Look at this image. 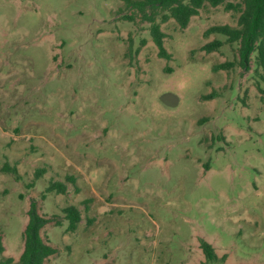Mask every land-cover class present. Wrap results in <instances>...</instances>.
Returning <instances> with one entry per match:
<instances>
[{"label":"rangeland","instance_id":"1","mask_svg":"<svg viewBox=\"0 0 264 264\" xmlns=\"http://www.w3.org/2000/svg\"><path fill=\"white\" fill-rule=\"evenodd\" d=\"M236 17L205 5L184 30L161 24L165 59L121 0H0L3 257L21 255L34 201L56 250L45 264H200L199 239L226 256L205 264H264V84L253 56L215 71L238 44L202 36ZM67 175L78 191L41 197ZM67 205L81 212L73 233Z\"/></svg>","mask_w":264,"mask_h":264},{"label":"trees","instance_id":"2","mask_svg":"<svg viewBox=\"0 0 264 264\" xmlns=\"http://www.w3.org/2000/svg\"><path fill=\"white\" fill-rule=\"evenodd\" d=\"M125 7L135 10L140 20L149 23V34L152 42L157 48V55L160 58L170 59L171 55L165 50L163 41L166 38L160 25L172 19L179 29L184 30L192 17L199 14V11L208 5L212 8L223 7L225 12L237 14L236 26L215 25L207 28L202 36L207 38L212 34H219L225 37L226 44L237 43V62H223L213 67L215 71L229 70L236 64L243 70L248 71L253 56L254 73L264 84V0H121ZM126 20L133 21V17L126 16ZM159 19V22H156ZM143 43V42H142ZM223 42L212 40L201 47V51L209 54L217 52ZM261 94L264 88L258 87ZM216 97V92L204 96L205 100ZM263 100V99H262ZM1 172L13 176L18 181L21 176L16 165H9L7 162L1 167ZM46 173L45 168H38L34 171V179H40ZM70 184L75 191H78L74 176L67 175L64 181L51 180L48 182L41 197L45 194L54 193L64 195L67 193V185ZM32 187L33 184H28ZM87 203L84 201L83 204ZM87 209V206L85 207ZM64 220L67 222L66 233L76 231L81 222V212L74 205H67L62 208ZM28 220L23 231V250L17 261L13 258L2 256L4 247L0 238V264H45V261L56 254V250L48 245L41 237L40 231L48 222L42 218L36 209L34 201L30 202L27 211ZM90 221V220H88ZM199 248L204 256L205 263L224 262L226 256L218 257L211 244L199 239Z\"/></svg>","mask_w":264,"mask_h":264},{"label":"crops","instance_id":"3","mask_svg":"<svg viewBox=\"0 0 264 264\" xmlns=\"http://www.w3.org/2000/svg\"><path fill=\"white\" fill-rule=\"evenodd\" d=\"M199 249V248H198ZM214 250H215V248H214ZM201 251V250H200ZM215 252H216V254H217V256L218 257H221V255H219L218 253H217V251L215 250ZM204 262V261H203Z\"/></svg>","mask_w":264,"mask_h":264}]
</instances>
